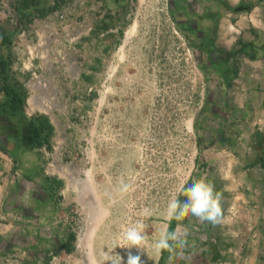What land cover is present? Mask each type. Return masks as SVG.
<instances>
[{
    "label": "rangeland",
    "instance_id": "rangeland-1",
    "mask_svg": "<svg viewBox=\"0 0 264 264\" xmlns=\"http://www.w3.org/2000/svg\"><path fill=\"white\" fill-rule=\"evenodd\" d=\"M34 1L39 7L30 4L28 12L49 11L50 0ZM223 3L124 0L107 22L108 28L118 27L116 37L83 43L70 53V62L81 73L80 84L73 83L75 103L51 113L39 110L33 117L23 106L26 118L45 117L53 131L47 150H25L36 166L38 184L29 202L14 203L9 192L5 207L12 213L17 206L37 205L34 226L74 236L71 253L59 247L61 232L53 236L51 251L46 252L44 244L48 264L53 257L58 264H110L105 255L115 254L127 264L129 253L139 255L141 264H224L222 252L213 251L219 225L190 214L180 221L165 218L170 197L201 179L222 193L223 217L230 216L233 178L238 180L240 172L224 164H243V172L253 168L260 173L264 151H257L253 135L260 125L252 122L264 114V76L257 87L254 74H240L239 67L247 63L239 42L249 40L250 32L238 24V6L230 13ZM136 24V32L127 38ZM225 31L228 39L223 43L219 35ZM208 35L215 39L213 50L205 46L211 40ZM61 93L69 97L66 88ZM261 129L264 133V124ZM121 182L130 186L123 194ZM146 208L152 215L145 218L141 213ZM252 208L237 213L251 218ZM141 219L147 224L149 246L121 247L126 243L124 230ZM165 226L186 231L189 243L171 259L163 252L159 263L161 254L150 245ZM248 228L247 241L254 233ZM258 259L264 264V256Z\"/></svg>",
    "mask_w": 264,
    "mask_h": 264
},
{
    "label": "crops",
    "instance_id": "crops-1",
    "mask_svg": "<svg viewBox=\"0 0 264 264\" xmlns=\"http://www.w3.org/2000/svg\"><path fill=\"white\" fill-rule=\"evenodd\" d=\"M69 1V0H67ZM106 2V0H104ZM109 3H112L108 0ZM224 7L232 13L234 8L238 6V13L240 14V28L242 31L250 35L249 40H240L241 52L244 54L245 62L239 67L240 74H254L256 79V86L259 81L263 82L264 76V0H223ZM124 0H122V3ZM221 3H217L215 9H218ZM42 5V4H41ZM39 7V5H33V7ZM110 6V5H109ZM117 8V5L114 6ZM257 13V14H256ZM230 20V19H229ZM233 22L230 20V26L233 28ZM6 27V26H5ZM108 27H111L108 25ZM112 29V28H111ZM115 29L113 28L114 34L110 37H116ZM231 28H229L230 31ZM214 33L215 31L212 30ZM241 33V31H239ZM217 34V32H216ZM227 32L218 34L223 41L226 43ZM212 43H215V39L212 36ZM246 39V37H244ZM240 39H242L240 37ZM230 49V48H229ZM250 49L254 50L251 52ZM233 54V53H232ZM246 77V76H245ZM258 81V82H257ZM264 99V97H263ZM264 101L262 102V104ZM9 106L5 104V97L2 92H0V175L5 170H8L5 162V157H9L14 161L13 170L19 171L22 175L24 173L26 178L23 180L20 177L13 182L12 186H4L5 190L10 188V197L13 198L14 203L16 202H29L30 196L36 190L35 187L38 184L34 183V178L36 174V166L32 161L31 157L25 154V150H29L32 147L29 140L30 129L27 127V123L30 122V118H25L17 113H13ZM7 112V113H6ZM250 123V122H249ZM254 125H260L259 132H255L256 143L258 145L257 151H264V133L261 129V124H264V114L256 116L255 120L252 122ZM258 133L262 134L261 142L258 141ZM252 134L251 132L247 135ZM260 138V136H259ZM261 143V144H260ZM260 154V153H259ZM260 156V155H259ZM30 159V160H29ZM264 159V158H263ZM260 160V173L256 172V169L243 168L245 165L238 164V169L235 164H224L225 169L239 171L238 180L236 176L233 178L232 192L233 199L228 205L230 211V216H224L222 221L216 229L221 230L220 234L216 232L217 239H214V252H222V258L224 264H259L258 258L264 256V160ZM262 163V164H261ZM248 170V173H247ZM250 171L254 172L250 174ZM10 178V177H9ZM0 180L4 181L0 176ZM16 184V185H15ZM15 185V186H14ZM242 190L244 193L239 192ZM248 191V192H247ZM253 196H247L246 195ZM8 203V202H7ZM254 205V206H253ZM253 206V208H252ZM37 205L30 203V207L26 206L19 209V206L15 209L16 212L8 213L6 212V207L1 211L3 215L8 218V220L0 219V253H7L15 250L27 252V257L24 260V264H48V259L44 258V253L42 250L45 244L46 252L51 251L50 248L55 247L53 243V236L60 235L59 229L55 227H43L34 226L35 220L37 219L34 213L36 211ZM253 209V216L248 218L245 214H239L237 212L243 211L247 208ZM31 208V209H30ZM5 210V211H4ZM231 210L236 211L233 213ZM250 210V209H249ZM241 211V212H242ZM240 212V213H241ZM34 217V218H33ZM228 225V226H227ZM249 226V228H248ZM247 228L254 230V233H250L249 241H247ZM253 228V229H252ZM250 231V232H251ZM231 236V242L228 241ZM62 241L59 245L63 252L71 253L73 240L70 239L71 236H61ZM70 250V252H68ZM217 255V254H216ZM162 254L160 255L159 263L161 261ZM208 257H214L213 255H208ZM216 259V257L214 258Z\"/></svg>",
    "mask_w": 264,
    "mask_h": 264
},
{
    "label": "built area",
    "instance_id": "built-area-1",
    "mask_svg": "<svg viewBox=\"0 0 264 264\" xmlns=\"http://www.w3.org/2000/svg\"><path fill=\"white\" fill-rule=\"evenodd\" d=\"M48 7L45 15L26 19L20 15L15 0H0V24L7 23L14 34L10 46L11 71L27 89L23 106L28 117L49 103L44 98L50 94L48 90L56 91L61 107L75 103L71 98L73 83L80 84L81 73L76 63L70 62V53L76 52L77 46L83 48V43L92 44L94 40L102 43L106 36L114 34L107 22L117 11L104 0H50ZM58 62L62 64L61 69L55 66ZM63 88L69 91V97L61 93ZM34 101L39 103L37 107ZM41 148L47 150L48 146ZM3 162L8 170L0 175L4 180H0V219L6 221L1 211L10 188L5 190L4 186H12L21 173L13 170L11 158L5 157ZM26 257L27 252L20 250L3 253L0 264H24ZM49 264H58V261L53 257Z\"/></svg>",
    "mask_w": 264,
    "mask_h": 264
},
{
    "label": "clouds",
    "instance_id": "clouds-1",
    "mask_svg": "<svg viewBox=\"0 0 264 264\" xmlns=\"http://www.w3.org/2000/svg\"><path fill=\"white\" fill-rule=\"evenodd\" d=\"M129 185L121 182L120 192L126 193ZM179 195L186 197L181 201ZM179 195H172L167 202L165 218L168 221L173 219L180 221L187 215L198 218L201 222H208L213 225L222 221L223 214L221 208L222 193L215 190L214 184L203 179L194 181L188 186H182L179 189ZM142 217H150L152 212L150 209H144L141 213ZM147 224L143 219L137 220L134 224L127 227L123 232V240L126 242L121 247L137 249H145L149 246V239L146 234ZM187 232L179 229L169 231L167 226L161 229L158 237L151 243L157 255L167 251L172 255L177 254V250H182L188 246ZM105 260L110 264H123V257L118 254L105 255ZM127 264H141L140 256L128 254Z\"/></svg>",
    "mask_w": 264,
    "mask_h": 264
},
{
    "label": "trees",
    "instance_id": "trees-1",
    "mask_svg": "<svg viewBox=\"0 0 264 264\" xmlns=\"http://www.w3.org/2000/svg\"><path fill=\"white\" fill-rule=\"evenodd\" d=\"M112 3L120 6L122 0H110ZM108 6L111 4L106 0ZM29 5H17L18 11L23 18L30 19L34 15L43 16L47 13V10H36L33 13L28 12L30 9ZM1 29V37L3 41V50L1 52L0 48V92L4 94L5 104L9 106L13 113H17L21 116L23 115V105L26 101L27 91L22 84L16 81L15 77L11 72V58L10 46L14 34ZM211 45V43H205V46ZM25 117V116H24ZM26 118V117H25ZM27 127L30 129L29 140L31 142L32 148L43 147L44 145H49L50 138L52 135L53 127L50 124L49 120L42 116H37L30 118V122L27 123ZM260 136V138H259ZM262 134L258 133V141L261 142ZM261 144V143H260ZM74 236L72 235L70 239L73 240ZM72 251V248H71ZM70 252V250H68ZM166 252V251H165Z\"/></svg>",
    "mask_w": 264,
    "mask_h": 264
},
{
    "label": "bare ground",
    "instance_id": "bare-ground-1",
    "mask_svg": "<svg viewBox=\"0 0 264 264\" xmlns=\"http://www.w3.org/2000/svg\"><path fill=\"white\" fill-rule=\"evenodd\" d=\"M137 30V24L136 26L132 27V30L127 34V38H130ZM50 94L45 95V99L47 101H49V103H46V105H44L43 107H41V110H44L46 112L51 113L52 110L56 107H60L59 103H58V98H57V93L54 90H48ZM34 107L38 106V102L34 101ZM40 107V106H39ZM38 109V108H37ZM87 198V197H86ZM87 201V200H86ZM88 205V204H87ZM90 206V205H89ZM88 207V206H87ZM93 210V209H92Z\"/></svg>",
    "mask_w": 264,
    "mask_h": 264
},
{
    "label": "flooded vegetation",
    "instance_id": "flooded-vegetation-1",
    "mask_svg": "<svg viewBox=\"0 0 264 264\" xmlns=\"http://www.w3.org/2000/svg\"><path fill=\"white\" fill-rule=\"evenodd\" d=\"M16 2H21V4H23V3H30V1L31 0H15ZM31 5H37V4H39V2H35L34 0H33V2L32 3H30ZM7 24H0V28H2V29H4L5 31H7V32H9V33H13L12 32V30L10 29V30H8V28L7 27H5ZM0 34H1V29H0ZM3 41H4V39L1 37V35H0V48H1V52L2 53H4V50H3V48H2V46H3ZM210 42H211V45H209L208 46V48H212V46H213V43H212V41L210 40ZM212 50H213V48H212ZM214 53L215 52H213V55H214ZM219 54H220V52H219ZM222 54V53H221ZM221 54H220V56H221ZM211 56H212V53H211ZM212 58H213V56H212Z\"/></svg>",
    "mask_w": 264,
    "mask_h": 264
}]
</instances>
